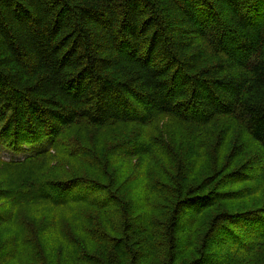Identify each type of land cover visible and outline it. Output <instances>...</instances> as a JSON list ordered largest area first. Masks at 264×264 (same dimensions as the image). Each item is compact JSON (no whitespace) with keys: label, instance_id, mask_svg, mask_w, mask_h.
Masks as SVG:
<instances>
[{"label":"trees","instance_id":"1","mask_svg":"<svg viewBox=\"0 0 264 264\" xmlns=\"http://www.w3.org/2000/svg\"><path fill=\"white\" fill-rule=\"evenodd\" d=\"M162 117L192 125L194 150L212 162L199 181ZM223 118L241 132L217 134ZM117 124L153 132L124 158L161 154L176 165L158 216L153 183L126 200L118 159L99 158L97 140L99 162L84 157L90 129ZM0 149L26 153L0 154L10 174L0 187V264H147L160 250L162 264H190L180 258L197 218L241 198L252 172L264 175V0H0ZM71 163L100 180L71 173ZM31 202L46 208L42 222L21 211ZM94 222L100 231L88 230ZM221 229L231 247L219 262L206 250ZM204 236L203 264H264V206L220 210ZM107 239L104 260L88 257L89 245Z\"/></svg>","mask_w":264,"mask_h":264},{"label":"rangeland","instance_id":"2","mask_svg":"<svg viewBox=\"0 0 264 264\" xmlns=\"http://www.w3.org/2000/svg\"><path fill=\"white\" fill-rule=\"evenodd\" d=\"M159 120L160 127L162 126L161 128L163 129L164 135L172 144L175 145L176 151L183 157V159H185V167H187V170L192 175L190 181L197 182L202 177L207 175L210 171V168L212 167V162L210 161V159H208V155H205L200 149L194 150L196 146L194 147L193 139L189 138L190 134L187 131V129H190L192 125L169 117H162L159 118ZM217 128V134L226 133L228 139L234 137L235 133L238 134L241 132L240 130L235 131V133L230 131V121L226 118L220 119L218 121ZM90 131H92L91 133L95 135V140L92 144L87 145L86 151H88V153H85L84 157L90 159L93 166H95L96 163L99 162V160H96L97 157L93 156L91 152L96 150L97 145L95 144H97V141H99L98 145L101 150L100 153H98L99 158L108 157L118 159V164L114 168L113 172H118V174L120 175V183H118V187L120 186L122 188V195L124 196V198L126 200L129 198H134L136 195H138L143 185V181L151 182L154 184V189L159 195V198L155 200L158 202L159 208H157L155 211H152V215L154 217L158 216L161 211L165 210V207L169 204L167 203V201H169L170 198L167 193L169 174L174 173L177 170L176 165L172 161L167 162L166 160H164V157L161 156V154L158 155V157L156 156L155 159H149L148 162L145 161V157L143 158V156L141 155H139L137 159L133 160H128L122 156V153H124L122 152L123 150H129L133 148L136 142L144 140L148 132L153 133L152 131H150V126H142L138 124H117L115 126L104 127L102 129L92 128L90 129ZM156 133L157 132H155L154 134ZM241 137L246 140L244 135H242ZM245 142L250 145V142L248 140ZM92 145H94L95 147ZM192 151H194L193 154ZM0 154L7 159L23 158L26 155V153L24 152L18 154L6 149H0ZM203 154L205 155V157ZM85 167L86 166L84 165L71 163L70 172L87 174L89 175V179L94 178L96 180H100L98 179V177H96L97 175L93 173L95 172L93 171L94 169L91 168L92 171L89 170L92 173H86L85 170H88V168L90 167ZM9 175L10 174L8 172L0 170V187H3V184L7 185V183L5 182V177H9ZM250 175L251 177L249 181L241 182V185L238 186L239 192L244 190L243 194L240 195L242 196L241 198H237L236 200L229 199L228 201H218L217 206L207 209L205 213L201 214L197 218V220L194 222V228H192L193 246L187 247L185 251L184 249H182V251L184 252L182 257L180 258V262L190 264L197 262H202L201 264H203L207 262L205 261V259H203L204 256L202 257L197 253V250L199 251V249L204 248V235L207 234L211 219L213 218V215L215 213L219 212L220 210H224L225 208L236 210L242 208L253 209L256 207L264 206V175L262 177V175H256V173L253 172ZM81 191L88 192L90 191V187L84 186L76 193L79 194ZM76 193H74L73 195H76ZM101 194L105 193L102 192ZM21 211L26 217H33L36 221L41 222L44 218H46L47 215L46 208L36 202L24 204L21 208ZM89 211L91 212L92 216L98 217V211L96 209H89ZM113 213L115 215L114 221L118 223V213L116 211H113ZM135 214L136 213L134 212L132 213V215ZM88 230L100 231L98 223L94 222L92 224H88ZM216 233L217 234H215V239L213 241H210L209 243L208 248L210 249H208V251L206 250V252H209V254L213 257V260H219L220 262V260L224 258L223 255L225 254L226 250H228L231 245L229 242L225 243L226 240H224L228 236V232H224V230L221 229L219 231H216ZM140 236V240H142L144 236ZM183 236L184 233L180 231L178 238L180 247L185 245ZM245 243H250V241H248L247 239ZM109 251L110 243L108 240L107 242H104L103 245L98 242L92 243L91 246L89 245V253L86 252V254H88V257L100 255L101 260H104V256H106ZM164 261L165 256L160 250V252H156L150 257L147 264H162ZM22 262L23 264H36L35 261H30L27 257L23 258ZM91 263L97 264L93 262Z\"/></svg>","mask_w":264,"mask_h":264}]
</instances>
